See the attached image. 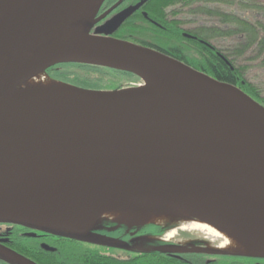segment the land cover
Masks as SVG:
<instances>
[{"label": "water", "instance_id": "water-1", "mask_svg": "<svg viewBox=\"0 0 264 264\" xmlns=\"http://www.w3.org/2000/svg\"><path fill=\"white\" fill-rule=\"evenodd\" d=\"M105 1L0 0V104L60 65L142 82L114 91L73 86L0 114V223L100 242L33 218L198 203L264 250V106L108 29L92 34Z\"/></svg>", "mask_w": 264, "mask_h": 264}, {"label": "flooded vegetation", "instance_id": "flooded-vegetation-1", "mask_svg": "<svg viewBox=\"0 0 264 264\" xmlns=\"http://www.w3.org/2000/svg\"><path fill=\"white\" fill-rule=\"evenodd\" d=\"M223 2L106 0L98 14L103 19L92 34L105 35L108 29L110 37L156 50L187 65L200 62L201 70L209 68L215 76L225 74L221 65L236 73L240 68L239 42L246 39V31L255 28L260 35L254 17L261 20L247 0H243L247 9L243 14L239 13L238 0L231 9ZM123 16L124 21L114 26ZM194 224V220L175 218L163 224L129 227L101 219L91 230L100 242H87L0 223V264H264V255L224 248L223 239L193 230ZM106 240L110 244H104ZM14 254L26 262L15 260Z\"/></svg>", "mask_w": 264, "mask_h": 264}, {"label": "bare ground", "instance_id": "bare-ground-1", "mask_svg": "<svg viewBox=\"0 0 264 264\" xmlns=\"http://www.w3.org/2000/svg\"><path fill=\"white\" fill-rule=\"evenodd\" d=\"M76 91L73 86L52 80L48 75L45 77L39 75L16 89L3 101L0 104V114L3 115L7 110L20 108L32 100L72 94ZM175 218L194 220L193 230H202L216 238L223 239L224 248H235L239 252L264 255V250L254 247L255 244L248 237L222 220L208 215L203 206L198 203L179 206L131 205L33 219L82 231H91L98 227L101 219H109L129 227H136L151 223L163 224ZM257 243L260 245L264 243V238H261ZM13 258L17 259L14 256Z\"/></svg>", "mask_w": 264, "mask_h": 264}, {"label": "trees", "instance_id": "trees-1", "mask_svg": "<svg viewBox=\"0 0 264 264\" xmlns=\"http://www.w3.org/2000/svg\"><path fill=\"white\" fill-rule=\"evenodd\" d=\"M211 0H207L210 2ZM215 1V0H213ZM250 2L252 6H254L256 15H261L260 19L264 17V0H247ZM258 20V19H257ZM257 29L260 30V27L257 24ZM246 39H245V47L246 50L241 49L239 53V57H243L245 51L249 50L253 44V42L257 43L260 51L264 52V35L260 38V35L256 31H246ZM254 39L252 42L251 40ZM200 62H188V65L192 66L195 70L202 72L218 81L228 83L231 85H235L240 88L244 93L250 96L252 99L257 101L259 104L264 106V99L261 97V93L258 89L254 88L251 83L247 79L246 68H239L236 73L230 72L224 65H221L222 70L226 71L225 74L221 76H215L213 71L209 68L200 69ZM204 66V65H202ZM55 68V69H54ZM50 69L47 75L55 81H60L66 84H70L72 86L89 89V90H116L125 88L130 83L140 82V80L133 76L132 74L114 71L110 69L104 68H96L92 66L85 65H60ZM78 70L84 71L85 76L77 75L78 71L75 75L69 74V71ZM64 71L66 73H64Z\"/></svg>", "mask_w": 264, "mask_h": 264}, {"label": "rangeland", "instance_id": "rangeland-1", "mask_svg": "<svg viewBox=\"0 0 264 264\" xmlns=\"http://www.w3.org/2000/svg\"><path fill=\"white\" fill-rule=\"evenodd\" d=\"M223 6L225 7H229L231 9V6H234L236 4V0L233 2V0H223ZM264 3V2H263ZM238 4H239V13L243 14V13H247L245 10L247 9H244V6H243V0H238ZM221 5L219 4L218 6L216 7H220ZM257 16H260L261 15H256ZM254 23L255 24H258V26L260 27V31H261V34H260V38L263 37L264 35V17L263 19H260L261 21H258L255 17H254ZM260 22V24L258 23ZM239 48L240 49H244L246 50V47H245V40L244 41H240L239 42ZM239 67L240 68H246V75H247V79L248 81L251 83V85L258 89V91L261 93V97L264 99V52L260 51V49L258 48L257 46V43L253 42L251 48L247 51H245V54L243 57H239ZM78 71V70H77ZM76 70H73V71H69V74L71 75H75V73L77 72ZM64 73H66L64 71ZM84 71H78L77 75H80V76H85L84 75ZM43 77L46 76V74H43L42 75ZM60 82V81H58ZM63 83V82H61ZM66 84V83H64ZM66 85H70V84H66ZM131 85V84H130ZM128 85L127 87L125 88H133L135 86H130ZM72 86V85H71ZM125 88H121V89H125ZM116 90H120V89H116ZM97 91H104V90H97ZM263 106V105H262Z\"/></svg>", "mask_w": 264, "mask_h": 264}]
</instances>
